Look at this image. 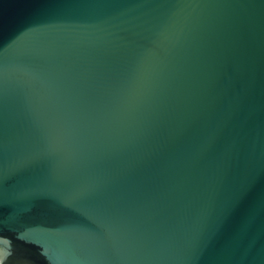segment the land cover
<instances>
[{
	"label": "water",
	"instance_id": "obj_1",
	"mask_svg": "<svg viewBox=\"0 0 264 264\" xmlns=\"http://www.w3.org/2000/svg\"><path fill=\"white\" fill-rule=\"evenodd\" d=\"M264 264V0H0V260Z\"/></svg>",
	"mask_w": 264,
	"mask_h": 264
},
{
	"label": "flooded vegetation",
	"instance_id": "obj_2",
	"mask_svg": "<svg viewBox=\"0 0 264 264\" xmlns=\"http://www.w3.org/2000/svg\"><path fill=\"white\" fill-rule=\"evenodd\" d=\"M0 264H17V263L7 259V260H4V261L0 260Z\"/></svg>",
	"mask_w": 264,
	"mask_h": 264
}]
</instances>
